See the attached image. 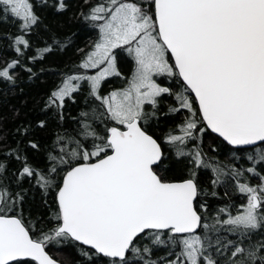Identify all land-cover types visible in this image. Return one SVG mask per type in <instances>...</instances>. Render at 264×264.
I'll use <instances>...</instances> for the list:
<instances>
[{
  "label": "snow or ice",
  "instance_id": "6c2138e0",
  "mask_svg": "<svg viewBox=\"0 0 264 264\" xmlns=\"http://www.w3.org/2000/svg\"><path fill=\"white\" fill-rule=\"evenodd\" d=\"M0 264H264V0H0Z\"/></svg>",
  "mask_w": 264,
  "mask_h": 264
},
{
  "label": "trees",
  "instance_id": "16d2710c",
  "mask_svg": "<svg viewBox=\"0 0 264 264\" xmlns=\"http://www.w3.org/2000/svg\"><path fill=\"white\" fill-rule=\"evenodd\" d=\"M81 46H83V44H81Z\"/></svg>",
  "mask_w": 264,
  "mask_h": 264
}]
</instances>
